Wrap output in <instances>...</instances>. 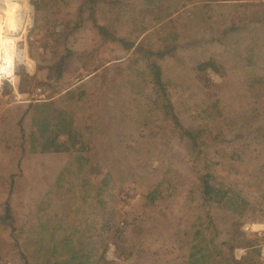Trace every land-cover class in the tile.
Masks as SVG:
<instances>
[{
    "label": "rangeland",
    "instance_id": "374dc122",
    "mask_svg": "<svg viewBox=\"0 0 264 264\" xmlns=\"http://www.w3.org/2000/svg\"><path fill=\"white\" fill-rule=\"evenodd\" d=\"M225 1L0 0V61L16 65L0 80V264H35L26 238L55 237L86 195L81 178L99 187L108 174L94 228L78 219L79 251L95 249L102 264H188L205 238L210 264H264V31L250 48L251 2ZM43 101L95 135L79 153L89 163L60 189L57 175L73 158L32 154V113L25 123L16 113ZM156 155L162 165L154 161L145 180L125 181ZM205 179L220 201L204 194Z\"/></svg>",
    "mask_w": 264,
    "mask_h": 264
},
{
    "label": "trees",
    "instance_id": "16d2710c",
    "mask_svg": "<svg viewBox=\"0 0 264 264\" xmlns=\"http://www.w3.org/2000/svg\"><path fill=\"white\" fill-rule=\"evenodd\" d=\"M101 29V28H100ZM151 68V66H150ZM152 71L154 75V81L157 88L159 96L163 97L164 106L168 109V112H171L173 118L176 120L177 113L174 111V107L170 100V95L166 86V83L163 80V74L160 66L155 62L152 64ZM72 92H70V95ZM35 116L34 120H39L41 123H34L33 131L31 132L30 137V151L36 156H43L42 158H52L55 156L65 155L71 156L73 162L64 165L59 173V176L56 180V185L60 189L63 183L66 180H71L69 175L75 173L79 177L81 171L79 170L89 163V159L82 157L79 153L80 151L88 152L92 146V140L94 138V132L92 128L88 125H81L80 123H75L73 116L69 113L59 111L56 108L53 102H45L44 104L34 106ZM28 111V110H27ZM44 118L42 120L41 117ZM182 129V128H181ZM183 133L189 136L195 144L198 142V132L190 131L188 129H182ZM163 151V150H161ZM161 153V152H160ZM160 155L155 157H150L142 165H137L135 167L134 175L127 178L125 181H132L134 179L145 180V177L149 175V169L152 168L151 164L154 161L160 160L162 165V160L159 158ZM76 176V178H77ZM112 176L108 174V177L103 181L102 185L96 187L94 183L89 182L87 179H82L81 182V191L86 192V195L82 197L80 204L71 205L69 214L60 220L61 225L56 226L55 237L53 235H48V239H36V233L33 230L32 235L28 236L25 241V247L29 255H32L33 261L35 264H102L100 259V252L98 253L95 249H82L79 251V248L74 245L76 235L80 231L78 226L79 217H84L82 225L84 224L85 229H92L95 225V217L92 216V210H97L99 203L97 201H102V193L104 191H111ZM72 182V181H71ZM60 186V187H59ZM204 194L207 197L216 198V201H220L221 191L215 189L210 183L209 179L204 180L203 186ZM94 193L96 198H89V193ZM73 197L70 199V203L76 200V196L72 193ZM43 195L42 200L44 199ZM46 204V203H45ZM90 204V205H89ZM84 209L83 206H87ZM6 210L11 212L9 205L6 206ZM7 220L8 217L4 216ZM60 219V218H59ZM34 235V236H33ZM80 236V235H79ZM203 236V231L200 229L196 231L195 238ZM204 238V237H203ZM46 240V250L44 246L37 245L35 241ZM210 245L206 244L205 238L199 243H195L192 246V251L188 256V264H210L211 254L209 253ZM87 256V260L85 257ZM91 262V263H90Z\"/></svg>",
    "mask_w": 264,
    "mask_h": 264
},
{
    "label": "crops",
    "instance_id": "0c3cea01",
    "mask_svg": "<svg viewBox=\"0 0 264 264\" xmlns=\"http://www.w3.org/2000/svg\"><path fill=\"white\" fill-rule=\"evenodd\" d=\"M227 1H225V2H227ZM243 1L244 0H231L230 2L234 4L235 2H242V3H244ZM249 1L252 4L251 3H247V10L246 11L248 13V16L250 17L248 19V21H247V26L249 28L248 29V33H247V37L251 41L250 48H257L260 45V43H259L260 41H258L257 40V37H255V35L252 34V33L255 32L256 29H258V26L259 27L261 26V28L264 31V4L262 5V7H256L257 5H255V0H248V2ZM262 1L264 2V0H262ZM221 3L222 4L219 6L220 10H223V8H225V7H226V9L228 8L227 6H225L223 4V2H221ZM230 5H232V4H230ZM11 6L12 5H10V7ZM15 7L18 8L17 5H15ZM236 9L238 11H240L241 8L240 9L239 8H236ZM9 12L10 13L13 12L12 16H15L14 11H9ZM15 66L16 65H15L14 59L0 61V80L3 79V78H6L5 76H7L8 78L11 79L13 77V75H14V72H15ZM45 102H48V101L37 102V103H38V105H41V104H44ZM37 103H35L33 105L30 104V105H27L26 107H22V108L21 107H16V113L19 112L18 115H17V117H18L20 123H22V122L25 123V120L24 119L27 118V117H29V114L32 113V117L33 118L31 119V122H30L31 131L29 132V137H31V132L33 131L34 123H41L39 120H37V121L34 120V116H35L34 106ZM55 106H56L57 109H59V111H61L62 108H60L56 104H55ZM41 118H42V120H44L43 117H41ZM38 157H43V156H38ZM57 176H59V174Z\"/></svg>",
    "mask_w": 264,
    "mask_h": 264
},
{
    "label": "bare ground",
    "instance_id": "6f19581e",
    "mask_svg": "<svg viewBox=\"0 0 264 264\" xmlns=\"http://www.w3.org/2000/svg\"><path fill=\"white\" fill-rule=\"evenodd\" d=\"M2 26V25H1ZM3 27V26H2ZM0 44H1V46H3L4 45V43H3V41H1L0 42ZM2 50V49H1ZM5 51V50H4ZM5 61V60H4Z\"/></svg>",
    "mask_w": 264,
    "mask_h": 264
}]
</instances>
